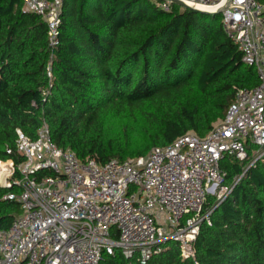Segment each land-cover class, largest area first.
Listing matches in <instances>:
<instances>
[{
    "label": "trees",
    "instance_id": "16d2710c",
    "mask_svg": "<svg viewBox=\"0 0 264 264\" xmlns=\"http://www.w3.org/2000/svg\"><path fill=\"white\" fill-rule=\"evenodd\" d=\"M162 5L64 0L52 48L40 15L25 12L23 0H0V160L22 164L18 130L36 139L45 123L59 147L106 164L146 156L190 131L205 136L223 120L237 91L259 84L257 70L242 61L222 14ZM252 157L221 162L233 191L212 225H202L196 259L168 242L147 264H264V158L248 168ZM11 193L21 188L0 187V230L22 213L5 199ZM216 204L210 196L205 210ZM101 264L140 263L117 249Z\"/></svg>",
    "mask_w": 264,
    "mask_h": 264
},
{
    "label": "built area",
    "instance_id": "2783aa9c",
    "mask_svg": "<svg viewBox=\"0 0 264 264\" xmlns=\"http://www.w3.org/2000/svg\"><path fill=\"white\" fill-rule=\"evenodd\" d=\"M179 1L222 14L226 33L242 61L257 70L259 84L239 89L225 118L205 136L190 131L125 162L83 161L52 140L46 123L36 139L18 130L17 148L25 160L18 167L0 160V187L21 188L5 199L17 200L22 213L0 230V264H101L105 252L113 255L117 249L147 264L168 242L178 244L184 259H196L202 225H212L214 210L233 191L221 162L246 161L251 152L256 158L250 168L264 158V3ZM63 4L23 0L25 12L48 24L52 48L59 44ZM162 7L170 11L172 3ZM16 170L21 179L13 178ZM210 196L217 204L205 210Z\"/></svg>",
    "mask_w": 264,
    "mask_h": 264
},
{
    "label": "water",
    "instance_id": "95a60500",
    "mask_svg": "<svg viewBox=\"0 0 264 264\" xmlns=\"http://www.w3.org/2000/svg\"><path fill=\"white\" fill-rule=\"evenodd\" d=\"M160 1H162V2H170L172 4H176L178 6H181V7L185 8V9H188V8L192 9L191 7H189L188 5H186L185 3H183L182 1H179V0H160ZM198 11H200L202 13H206V14H212V15L217 14V13H212V12H208V11H205V10H198Z\"/></svg>",
    "mask_w": 264,
    "mask_h": 264
},
{
    "label": "rangeland",
    "instance_id": "374dc122",
    "mask_svg": "<svg viewBox=\"0 0 264 264\" xmlns=\"http://www.w3.org/2000/svg\"><path fill=\"white\" fill-rule=\"evenodd\" d=\"M255 158H256V157H254V156L252 157L251 163L253 162V160H254ZM249 160H250V159H249ZM251 163H249L248 167L250 166Z\"/></svg>",
    "mask_w": 264,
    "mask_h": 264
}]
</instances>
